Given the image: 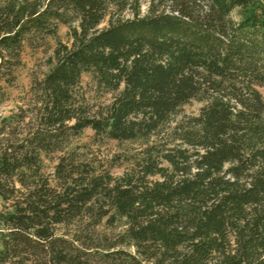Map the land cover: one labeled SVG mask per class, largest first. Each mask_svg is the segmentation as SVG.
<instances>
[{
	"label": "trees",
	"instance_id": "16d2710c",
	"mask_svg": "<svg viewBox=\"0 0 264 264\" xmlns=\"http://www.w3.org/2000/svg\"><path fill=\"white\" fill-rule=\"evenodd\" d=\"M141 1L0 0V80L60 24L71 37L0 119V264H264V5ZM85 73L116 93L97 111ZM86 129L146 147L121 177L85 172L64 151ZM84 214L125 218L134 250L89 257L59 233Z\"/></svg>",
	"mask_w": 264,
	"mask_h": 264
},
{
	"label": "rangeland",
	"instance_id": "374dc122",
	"mask_svg": "<svg viewBox=\"0 0 264 264\" xmlns=\"http://www.w3.org/2000/svg\"><path fill=\"white\" fill-rule=\"evenodd\" d=\"M264 5V0H257ZM150 0L141 1L142 15L148 13ZM237 20L239 9L233 13ZM58 40L70 43V28L60 24L57 39L47 37L38 39L27 44L23 50L21 64L14 70L13 78L5 82L0 80V119L18 112L20 108H26L30 103L33 81L42 79L51 69V59ZM80 94L85 103L93 111L111 103L116 93H107L99 88L93 81L92 75L85 73L82 76ZM201 104L192 102L185 106L182 114L194 115L199 112ZM146 147L142 141H116L106 137H97L93 130L86 129L77 137H70L65 143L64 156L70 161L81 166L85 172H94L96 175L109 174L114 178L123 176L130 171L136 159L141 157V150ZM63 156V153L59 154ZM58 155V156H59ZM56 156V154H55ZM56 158L54 161H45V172L54 174ZM156 179V178H153ZM4 203L0 200V210ZM93 218L84 214L76 218L72 224L59 228L60 234H66L71 239H76L79 246H83L89 257H99L98 254L105 252L111 246L113 250L125 249L133 251L130 245H121V236L127 226L125 218H117L116 221L104 218L101 223L93 224Z\"/></svg>",
	"mask_w": 264,
	"mask_h": 264
}]
</instances>
